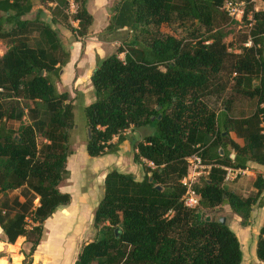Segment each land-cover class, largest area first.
I'll return each instance as SVG.
<instances>
[{
  "label": "trees",
  "instance_id": "1",
  "mask_svg": "<svg viewBox=\"0 0 264 264\" xmlns=\"http://www.w3.org/2000/svg\"><path fill=\"white\" fill-rule=\"evenodd\" d=\"M34 1L0 0V195L20 189L22 197L0 204V229L6 243L18 236L29 243L20 264H31L44 220L70 202L58 186L72 154V103L52 80L69 51L51 25L83 38L93 21L88 0H38L51 3L48 15L38 8L26 17ZM226 1L242 3L246 27L236 48L223 40L233 21ZM173 22H189V35L159 31ZM117 32L124 33L122 45L96 56L88 77L84 149L91 157L114 154L126 130L147 127L128 139L142 177L105 173L93 238L73 264H240L235 233L204 211L226 204L245 227L264 187L259 175L249 196L223 184L224 167L264 166V0H116L98 37ZM221 92L219 107L209 106L206 99ZM193 153L209 167L193 185L198 205L187 208L180 180ZM254 253L264 262V216Z\"/></svg>",
  "mask_w": 264,
  "mask_h": 264
},
{
  "label": "rangeland",
  "instance_id": "2",
  "mask_svg": "<svg viewBox=\"0 0 264 264\" xmlns=\"http://www.w3.org/2000/svg\"><path fill=\"white\" fill-rule=\"evenodd\" d=\"M116 0H91L89 3V10L95 18L94 28H89L87 35L83 38L74 37L73 34L68 31L63 25L61 24H52L51 26L57 31L63 45L69 51V57L71 54L74 56V75H80L81 80L76 83H73V78L71 77L72 73L66 77L63 72V67L60 68L61 73L57 72L56 75L52 76V80L55 84V87L58 91H67L72 103V121L73 127L68 129V138L67 144L68 148L72 151L73 155L67 157V169H68V176L63 179L58 186V189L63 192H72L74 194H83L88 193L89 188H92V192L89 193V198L94 199L96 196L100 195V191L102 188V173H96L94 171L95 163H101L102 159L99 156L91 157L88 156L84 149V139H85V117L83 113V106L90 102L92 99L91 91L89 89L90 83L87 72L95 66L96 63V56L101 58L104 57L115 50L117 46L122 45V40L125 38L124 33L117 32L112 35L107 36L105 40L99 41L97 40L95 34H100V31L103 29L102 27V19L104 15L108 16L112 12V6L114 5ZM51 4L50 2L46 1L45 3H41L38 0L33 2V6L31 12L26 15V17L31 18L36 9L42 8L45 15H48V11L46 10V6ZM229 16V15H228ZM230 17V16H229ZM231 22H228L224 26V30H226L227 35L223 38L226 43L232 44V47L236 48L240 44V40L242 39V34L244 32V24L241 23V14L237 13V15H233L230 17ZM159 31L164 34H170L176 38H184L189 35V30L191 29V25L189 22L186 23H179L173 22L171 24H161L158 27ZM100 30V31H98ZM98 41V42H97ZM248 42L246 43V45ZM89 45V46H88ZM102 45V47H101ZM229 47V48H230ZM4 48L3 42L0 41V50L2 51ZM0 51V52H1ZM97 52V53H96ZM120 58H122V53L118 54ZM73 72V71H72ZM72 78V79H71ZM226 74H221V80H225ZM223 96V93L216 95H210L206 102L209 106L214 109L219 107L220 97ZM17 123H13V126ZM150 132V129L147 127H139L133 131H125L126 140L123 142L124 145L120 147L119 145V153H117L116 161L119 169L125 170L129 167L130 159H129V150H132L128 139L130 137L141 138L146 133ZM40 141V139H37ZM131 153V152H130ZM102 158V157H101ZM132 164V163H131ZM99 168L102 166H98ZM142 169L138 168L137 174L141 173ZM202 177L204 175H201ZM200 176V177H201ZM201 177V178H202ZM200 178V180H201ZM245 178V175H239L233 180L224 181V187L227 189L239 188L240 192H238L242 196H249L252 195L254 192V188L252 183H240ZM199 180V182H200ZM14 197H18L19 200H22L20 195V189L13 190L6 195H0V204L4 200H12ZM33 203H36V199H34ZM257 203V202H256ZM256 203L253 205L255 206ZM264 204V200H263ZM208 217L216 218L218 216H222L225 214L229 217V213L222 210L221 206H217L210 210L204 211ZM250 219V218H249ZM225 221V219H224ZM257 222V217H253V222L250 228H255ZM242 229V228H240ZM240 229H237V233L239 234ZM248 234H245V238H250L252 233L247 230ZM94 235V234H93ZM241 239V235H239ZM93 238V236H92ZM250 240V239H249ZM4 242V237L1 233L0 229V256L4 257L5 260L7 258L6 263L4 264H11V256L15 257V259H19L22 261L23 253L27 252L29 243H26L24 247L22 245L18 246V239L17 242L15 241L11 245L2 244ZM25 242V240H24ZM17 253L20 255L18 258ZM10 254V257L8 256ZM17 256V257H16ZM253 258L256 259L255 255ZM257 260V259H256ZM19 262V264L21 263ZM255 262V261H254ZM257 262V261H256ZM241 264H264V262L258 261L257 263H253L250 260L246 262V260L241 261Z\"/></svg>",
  "mask_w": 264,
  "mask_h": 264
},
{
  "label": "crops",
  "instance_id": "3",
  "mask_svg": "<svg viewBox=\"0 0 264 264\" xmlns=\"http://www.w3.org/2000/svg\"><path fill=\"white\" fill-rule=\"evenodd\" d=\"M90 2L91 0H88L87 10L91 14L89 10ZM92 17H93V21H92V24L90 25V28L92 27L93 29L94 24H95V18L94 16ZM107 20H108V16L104 15L102 19L103 28L106 25ZM73 24H75V22H73ZM94 37H96L97 40L99 41L102 40V42L103 40H105V38L98 37V34L97 35L95 34ZM2 51L0 52V54L2 53ZM73 62H74V56L73 54H71V56L69 57V61L63 66V72L66 75V77L70 75L69 73H72L71 74L72 76L71 75L70 76L73 78V83H76L78 85V82L81 80V76L74 75V63ZM61 71L60 72L58 71V72L61 73ZM91 71L92 70L90 69L87 72L88 77ZM89 89H91L90 86H89ZM229 136L236 142L241 143V140L235 137L233 132H230ZM123 142L120 144V147L124 145ZM117 153H119V149H117V151L114 154L101 155L99 157L100 159H102V162L99 164L95 163L94 171L96 173L98 172L102 173V181H103V177L105 173L111 168H114L121 172H130L134 175L135 179L137 180L141 179L142 172L140 171L141 172L140 174L136 173L138 168L140 169L141 167L139 164H136L132 161L133 150H129L128 156L130 159V164H129V167L126 168L125 170L118 168L119 164L117 165V161H116ZM70 155H73V153ZM99 165L102 167L99 168L98 167ZM66 167H67V161H66ZM244 175H245V178L240 183H243V182L252 183L257 175H259L261 178H264V166L254 163V162H248L245 167ZM102 181H101V184H102ZM231 190L240 192L239 188L237 187L236 188L233 187ZM91 192H92V188H89V191L86 194L85 193L74 194L69 191L70 202L65 206L57 208L51 214L50 217L44 220L42 237L39 240L38 244L36 245L31 255V264H73L74 259L80 247L85 242L89 241L94 234V228L92 226V212L95 206L97 205L99 199L101 198L102 188L100 191V195L96 196V198L94 199L89 198V193ZM263 200H264V187L257 199L256 205L253 206L250 211L249 224L245 227L240 226L239 224L240 218L236 214L231 212L228 205L226 204L221 205L222 210L225 212H228L230 215L229 217H227L225 214H222V217L225 219V222L228 225V227L237 236L240 251H241V261L242 262L243 260H246V262L250 260L253 263H257L259 261V260L254 259L253 255H255L254 249H255L257 231L262 222V218L264 216ZM253 217H257L256 227L250 228L253 222ZM237 229L241 230L239 231V234L237 233L238 232ZM247 230H249L252 233V236L250 238L248 237L245 238L246 237L245 234H248L246 232ZM239 235H241V239ZM17 239H18V246L22 245L24 247V245H26L27 242H24L23 236H18L15 239L16 242H17ZM13 243L2 242V244H5V245H11ZM8 256L10 257V254H8ZM17 256L18 258L20 257L18 253H17ZM6 261H7V258L5 260L4 257L0 256V264H4L6 263ZM20 261H21L20 258L15 259V257L11 256V260H10L11 264H19Z\"/></svg>",
  "mask_w": 264,
  "mask_h": 264
},
{
  "label": "built area",
  "instance_id": "4",
  "mask_svg": "<svg viewBox=\"0 0 264 264\" xmlns=\"http://www.w3.org/2000/svg\"><path fill=\"white\" fill-rule=\"evenodd\" d=\"M69 12H73L74 4L69 1ZM223 9L231 17L242 13V3L226 1L223 4ZM1 92V88H0ZM149 165L151 163H148ZM188 169L187 173L181 178L180 183L184 187L183 194L181 195L182 205L187 208H193L198 205L199 194L193 187L194 183L201 175H206L209 165L203 163L197 153H193L187 157ZM225 173L223 180H233L239 175L245 174L244 168L224 167Z\"/></svg>",
  "mask_w": 264,
  "mask_h": 264
},
{
  "label": "water",
  "instance_id": "5",
  "mask_svg": "<svg viewBox=\"0 0 264 264\" xmlns=\"http://www.w3.org/2000/svg\"><path fill=\"white\" fill-rule=\"evenodd\" d=\"M61 70H59V72H60ZM87 134H88V130H87ZM206 219H208V216L206 217ZM219 219V221L221 222V223H224V218L221 216V217H219L218 218Z\"/></svg>",
  "mask_w": 264,
  "mask_h": 264
}]
</instances>
